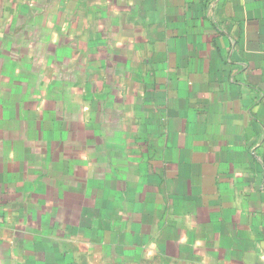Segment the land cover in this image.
Masks as SVG:
<instances>
[{"label": "crops", "instance_id": "crops-1", "mask_svg": "<svg viewBox=\"0 0 264 264\" xmlns=\"http://www.w3.org/2000/svg\"><path fill=\"white\" fill-rule=\"evenodd\" d=\"M0 264H264V0H0Z\"/></svg>", "mask_w": 264, "mask_h": 264}]
</instances>
